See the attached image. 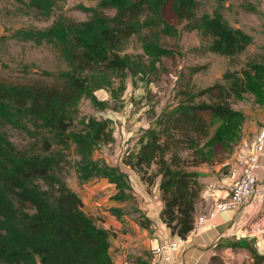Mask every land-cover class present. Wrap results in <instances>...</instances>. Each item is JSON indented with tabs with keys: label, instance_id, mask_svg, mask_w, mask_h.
<instances>
[{
	"label": "trees",
	"instance_id": "obj_1",
	"mask_svg": "<svg viewBox=\"0 0 264 264\" xmlns=\"http://www.w3.org/2000/svg\"><path fill=\"white\" fill-rule=\"evenodd\" d=\"M56 1L29 0L28 5L50 16ZM223 1L218 0L212 12L200 13V0H99L98 6L87 7L93 11L88 19L60 17L43 29L17 32L21 40L57 44L72 68L61 72L64 81L52 83L22 82L0 74V264H114V230L83 208L82 197L62 174L67 150L74 148L79 156L76 166L82 179L100 176L116 184L114 198L134 197L132 186L120 166L94 157L98 143L115 139L112 120L90 115L77 129L78 104L87 96L93 104L106 107L95 90L109 85L107 73L133 67L131 57L122 55L119 47L144 25L161 21L163 31L174 33L176 25L164 16L169 2L184 27L199 29L210 38L208 50L226 55L245 50L253 37L229 23L221 10ZM145 49L154 55L161 52L153 42H146ZM245 85L234 76L231 86L218 82L199 90L192 86L180 90L185 100L166 108L160 126L147 129L138 146L122 157L148 185L158 184L163 202L160 216L177 236L186 238L195 228L202 184L201 171L191 167L211 159L201 140L209 136L215 119L236 123L246 116L231 102ZM201 95L209 99L196 100ZM9 126L24 131L28 143L15 141ZM183 143L195 147L192 160L182 154ZM112 211L120 215L118 208ZM141 223L148 227L151 219L144 217ZM244 243L252 252L249 264H264V253L246 239L234 244ZM204 264L230 263L215 253Z\"/></svg>",
	"mask_w": 264,
	"mask_h": 264
},
{
	"label": "rangeland",
	"instance_id": "obj_2",
	"mask_svg": "<svg viewBox=\"0 0 264 264\" xmlns=\"http://www.w3.org/2000/svg\"><path fill=\"white\" fill-rule=\"evenodd\" d=\"M28 1L0 0V74L22 82L64 81L61 72L71 70L72 66L61 48L48 40H21L17 32L43 29L60 17L88 19L93 11L87 7L98 6L99 0H57L50 16L31 9ZM217 4L218 0H200L199 12H212ZM221 10L230 24L252 35L253 41L242 52L226 55L208 50L206 46L210 38L199 29L184 27V22H180L172 2H169L165 5L164 16L176 25L174 33L163 31L161 21L144 25L119 47L122 55L131 57L133 67L107 73L109 85L95 90L98 99L106 101V107L93 104L87 96L80 100L75 128L82 129L83 120L90 115L112 120L115 139L98 143L94 157L120 166L126 173L129 186H147V189L148 186H158L157 183L148 185L143 181L139 173L122 162V157L127 149L138 146L147 129L160 126L166 108L185 100L180 90L188 86L195 90L218 82L231 86L234 76H239L246 84V89L231 97L233 107L242 110L246 116L236 123L215 119L209 136L201 140L203 151L211 159L191 168L215 164L221 166L224 173L231 174L237 166L236 161L240 162L244 156L245 137L248 143L253 137L251 119L264 108V100L259 98L260 90L264 91V0H224ZM107 12L112 14L114 10ZM146 42L158 45L161 52L154 55L146 51ZM199 99L209 97H196ZM8 129L19 144L28 143L29 137L24 131L13 126ZM183 146L182 154L192 160L195 147L190 148L187 143ZM67 154L68 162L62 170L65 180L82 196L83 208L102 222V217L108 218L109 211L115 208L110 205L114 202L112 186L116 184L100 176L82 179L76 166L79 156L74 148L67 150ZM126 199L125 207L129 211L126 218L143 219L136 197ZM117 235L115 231L113 236Z\"/></svg>",
	"mask_w": 264,
	"mask_h": 264
},
{
	"label": "crops",
	"instance_id": "obj_3",
	"mask_svg": "<svg viewBox=\"0 0 264 264\" xmlns=\"http://www.w3.org/2000/svg\"><path fill=\"white\" fill-rule=\"evenodd\" d=\"M256 115L251 119L252 140L248 143L247 136L245 137V147H242V151L254 144L257 132L264 126V108ZM261 119L263 120L260 121ZM261 161L263 167L257 168L256 173L263 180L264 153ZM235 164H238V161ZM196 169L201 171L199 179L202 184L201 196L197 202V219L203 210L227 197L235 173L234 171L231 174L224 173L221 166L215 164L199 166ZM112 189L114 194L118 190L116 186H112ZM131 193L136 197L143 212L142 218H150L151 224L148 227L144 226L141 217L126 218L129 216V211L125 207L126 198L116 200L113 198L114 202H110V206L118 208L120 215L109 211V217H102L101 223L118 232V235L112 236L111 239L114 264H124L127 259L149 264L153 261L154 251L161 241L167 237L175 238L177 235L171 232L170 227L160 216L163 202L159 186H153L152 191H148L147 186H132ZM245 239L249 245L264 253V202L256 195L249 196L237 210L218 211L209 222L195 225L183 245L172 252V259L157 264H204L215 253L221 254L230 264H249L253 257L248 245L234 244Z\"/></svg>",
	"mask_w": 264,
	"mask_h": 264
},
{
	"label": "built area",
	"instance_id": "obj_4",
	"mask_svg": "<svg viewBox=\"0 0 264 264\" xmlns=\"http://www.w3.org/2000/svg\"><path fill=\"white\" fill-rule=\"evenodd\" d=\"M244 156L238 160L234 169V179L230 184V191L225 199L215 202L209 208L203 210L196 219L195 225H203L209 222L218 211L225 209L237 210L246 201L249 196H259L264 202V179L261 180L256 173L257 168H262L261 157L264 153V126L256 134L254 144L244 149ZM185 238L177 236L175 238H164L154 251L153 261L157 262L170 261L172 252L179 249ZM124 264H144L133 259H127Z\"/></svg>",
	"mask_w": 264,
	"mask_h": 264
}]
</instances>
